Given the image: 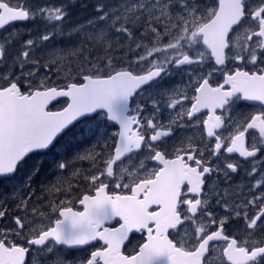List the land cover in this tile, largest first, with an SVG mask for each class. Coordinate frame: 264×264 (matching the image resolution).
<instances>
[{
  "label": "snow or ice",
  "instance_id": "6c2138e0",
  "mask_svg": "<svg viewBox=\"0 0 264 264\" xmlns=\"http://www.w3.org/2000/svg\"><path fill=\"white\" fill-rule=\"evenodd\" d=\"M69 17L63 0H0V178L26 173L0 198V264H264V0H98ZM28 21L42 29L25 37ZM63 35L79 44L51 45ZM81 121L95 142L34 186L33 157Z\"/></svg>",
  "mask_w": 264,
  "mask_h": 264
},
{
  "label": "trees",
  "instance_id": "16d2710c",
  "mask_svg": "<svg viewBox=\"0 0 264 264\" xmlns=\"http://www.w3.org/2000/svg\"><path fill=\"white\" fill-rule=\"evenodd\" d=\"M42 4L44 3V0H41ZM60 3V2H57ZM68 4L69 11H70V17L68 19V26L69 29L74 24H79L80 22L86 21L88 18L92 17L93 13L95 12V5L91 2L88 4H81L80 0H75V2H64ZM33 22L29 24H18L15 28H19L20 31L25 32V37L29 35L28 32L25 31V29H32V34H37L38 29L42 28H35V26H32ZM11 30V28L9 29ZM75 35L68 36H57L54 41L51 42V45H54L55 47H58L57 49H66L67 47H71L75 43ZM46 45H48V42H45ZM71 43V44H68ZM51 45H49V50L51 49ZM65 99H61L60 103L56 105V108H60L65 106ZM108 134L111 135V132H113V128L111 127V123L108 122ZM94 124L90 122L81 121L80 123L75 124V127L72 129V132L69 133L66 136H63L60 138L59 143L57 144L56 148L52 149L50 152H46L44 155L41 156H34V161H40L43 164L42 171L38 178H36V184L34 186H37L41 182H47L48 180H51L54 178V165L53 161L57 158H68L71 159L72 155L75 152L83 151L85 148L91 147V145L95 142V138L88 134V129L90 127H93ZM90 166V162L84 161L83 163H77L76 167L78 169H87ZM65 175H71V170ZM16 181L20 182V185L23 183V181L26 179V173L24 171L18 172L16 175ZM79 178L74 177L73 178V184H76L78 182ZM14 181V180H13ZM11 182V181H10ZM82 187H86L85 184H83L82 181H80ZM77 206V205H76ZM100 245H96V247H99ZM130 248V246H128ZM77 250V249H76ZM89 250V249H88ZM87 250V251H88ZM64 251V250H62ZM73 251L71 254H74V256H82V250H71ZM65 253L68 255L67 250H65Z\"/></svg>",
  "mask_w": 264,
  "mask_h": 264
},
{
  "label": "flooded vegetation",
  "instance_id": "af4514ba",
  "mask_svg": "<svg viewBox=\"0 0 264 264\" xmlns=\"http://www.w3.org/2000/svg\"><path fill=\"white\" fill-rule=\"evenodd\" d=\"M84 1L85 0H82V3ZM90 2L92 4L93 3L94 4H97L98 0H89L85 4H88ZM31 22L32 21H28V22H18L15 25H13V27L18 26V24H29ZM4 34H6V33L0 32V36H2ZM209 63H211V61H209ZM184 79L186 80L187 77H184ZM215 79L218 80V81H220V82H222V79H221L220 74H217L215 76ZM180 82H181V76L178 73H173L171 76L165 77L164 80L161 83L165 87H167V86H171V85H174V84H179ZM132 106L134 107V105H132ZM259 107H260V104L257 101H243V102H241L240 106L236 108V112H245V113H247V112L257 111V110H259ZM207 112H208L207 109L202 110V116H201V118H205ZM165 115H167V112H165ZM113 130L114 131L118 130V126H117V128H113ZM178 135H192V131H191V129H186V130H183L180 133H178ZM168 143L171 144V143H173V141H168ZM232 155H233L234 158H238L237 154H232ZM149 166L151 167V166H154V165L150 164ZM245 167L247 168L248 165L245 164ZM244 176H245V174H244L243 171H240L239 173H234V174H232V179H231V181L229 183H233L234 185H245V184L248 183V181L244 178ZM16 177H15V179H16ZM0 181H2V182H0V190L5 187V182H10V181H7V180H3L2 178H0ZM2 193H3V191H0V196L1 197H2ZM216 211H217V214H223L225 212L224 209H221L219 207L216 208ZM241 226L242 225L239 222H235L234 225H233V228L230 229V231H239V229H240ZM182 234L183 233L181 232V235ZM142 238H143L142 237V234H134L133 237L131 238L132 239V245H134L133 243L135 241L142 240ZM98 244L100 245V243H96L95 246L98 245ZM132 245H126V247H128V246L131 247ZM88 249H89L88 246H86L84 249H77V250H82L83 252L81 254L84 255V254H86V252H87ZM61 250H64V251L67 250L68 253H70V254H68V258H72L74 256V254H71L73 252L71 250L77 251L76 249H68V248H66L64 246L61 247Z\"/></svg>",
  "mask_w": 264,
  "mask_h": 264
},
{
  "label": "rangeland",
  "instance_id": "374dc122",
  "mask_svg": "<svg viewBox=\"0 0 264 264\" xmlns=\"http://www.w3.org/2000/svg\"><path fill=\"white\" fill-rule=\"evenodd\" d=\"M71 1L75 2V0H63V2H71ZM80 1L82 3V0H80ZM85 1L82 4L87 3V1H89V0H85ZM29 2L33 3V4H42L41 0H29ZM47 2H48V0H44V3H47ZM53 2L57 3V2H61V0H53ZM94 13L92 14L93 16H94ZM93 16L88 18V19L93 18ZM86 21L80 22V23H86ZM32 26H35V28H42V24H39L36 22H33ZM75 40H77V41H75L74 45L71 47H67L66 49H72V48L76 47L79 44V40L76 37H75ZM68 44H71V43H68ZM55 48H58V47H55ZM130 58H131V54H130ZM19 185H20V182H17L16 180L11 181V182H5V187L0 190V191H3L2 197L0 196V198L6 197V196H11L13 188L17 187ZM9 208H13V205L11 203H9ZM13 214H15V212H13ZM136 242L137 241H135L133 244H135Z\"/></svg>",
  "mask_w": 264,
  "mask_h": 264
},
{
  "label": "water",
  "instance_id": "95a60500",
  "mask_svg": "<svg viewBox=\"0 0 264 264\" xmlns=\"http://www.w3.org/2000/svg\"><path fill=\"white\" fill-rule=\"evenodd\" d=\"M16 23H18V22H16ZM61 99H67V98H60V100ZM75 123V122H74ZM75 124H77V123H75ZM77 207H79V205H77ZM111 225H113V226H115V221H111V222H109ZM95 243H97V242H95ZM100 244L102 243V242H99ZM64 247H66V246H64ZM86 247V246H85ZM84 247V248H85ZM67 248V247H66ZM84 248H71V249H84ZM69 249V248H68Z\"/></svg>",
  "mask_w": 264,
  "mask_h": 264
}]
</instances>
